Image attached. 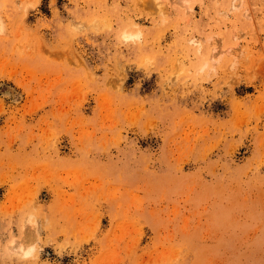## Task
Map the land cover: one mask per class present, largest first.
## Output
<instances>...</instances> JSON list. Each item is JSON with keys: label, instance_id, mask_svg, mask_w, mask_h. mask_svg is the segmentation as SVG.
<instances>
[{"label": "rangeland", "instance_id": "1", "mask_svg": "<svg viewBox=\"0 0 264 264\" xmlns=\"http://www.w3.org/2000/svg\"><path fill=\"white\" fill-rule=\"evenodd\" d=\"M160 1L0 0V264H264V0Z\"/></svg>", "mask_w": 264, "mask_h": 264}, {"label": "bare ground", "instance_id": "2", "mask_svg": "<svg viewBox=\"0 0 264 264\" xmlns=\"http://www.w3.org/2000/svg\"><path fill=\"white\" fill-rule=\"evenodd\" d=\"M167 4V0H161L160 2H157V7H156V9H157V11L160 13V14H165V12H166V9H165V7L166 6H164V5H166ZM213 49V48H212ZM228 53H230L229 51H228ZM216 54H218V53H216V52H212L211 53V56L212 57H214ZM232 55V54H231ZM26 252V251H25Z\"/></svg>", "mask_w": 264, "mask_h": 264}]
</instances>
